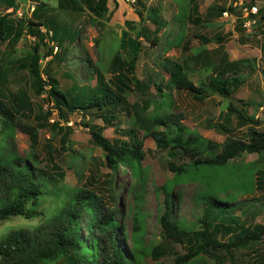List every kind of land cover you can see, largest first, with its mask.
<instances>
[{
  "label": "rangeland",
  "instance_id": "374dc122",
  "mask_svg": "<svg viewBox=\"0 0 264 264\" xmlns=\"http://www.w3.org/2000/svg\"><path fill=\"white\" fill-rule=\"evenodd\" d=\"M57 1L15 0L13 7H7L0 0V37L4 38L3 41L0 40V98L9 106H14L16 96L21 101V98L27 100L29 104L15 115L14 130H3L0 121V145L12 144L14 152L25 157L30 151L27 130L40 123L38 119L46 110L51 109L47 122L38 129L36 154L39 163L34 164V169L46 170L48 177H51L50 181L55 182L61 198L56 202L53 197H44L38 209L41 214L33 220L12 217L1 221L0 241L11 231L35 228L53 216L74 192L85 189L96 193L110 209L116 211V219L122 227L121 234L118 233L117 236L118 241L125 249L130 248L133 193L141 183L140 179H143L144 243L146 246L160 247L162 255L159 264H172L175 254L184 255L193 240L164 243L157 221V207L160 205L164 209L165 191L173 192V217L195 229L196 219L202 217V204L195 197L200 192H205L206 188L223 203L228 201L242 204L250 199L264 198V190L254 188L252 191L250 179L247 178L256 165L260 168L257 163L253 164L254 167L247 165L258 157L256 154H244L231 161L222 171L203 166V181L179 178L171 189L169 185L165 188V182L172 181L168 164L179 166L187 164L189 160L179 150H158L150 138L144 139L143 133L136 127L130 108L138 103L146 108L148 115L163 116L181 112L184 114L183 124L186 127L220 144L226 140V135L209 128L208 123L213 121L225 124L226 108L232 104L246 109L247 114L254 116V119L262 120L256 128L263 131L264 22H259V11L264 10V0H255L254 5L259 14L250 15L248 19L241 11L249 5L250 0H107L108 12L101 19L93 17L87 6L82 12H76L59 9ZM40 5H45L39 8L41 21H53L59 30L53 39L50 31L39 28L42 34L46 33L44 45L41 46L39 66L43 69L50 58H53L48 65L49 72L63 91L74 88L79 91L78 94H92L98 84L95 72L100 71L104 73L105 79H109L107 71L112 57L120 53L126 58L127 50L120 49L122 33L133 38L138 32H142L143 37L139 40L141 51L134 72L143 89L133 90L113 111L116 118L110 125L97 118L94 111H77L60 118L46 95L35 94L32 77L20 64V59L38 43L35 37L29 35L27 25L29 20L33 21V11ZM229 7H235L236 12H227L224 16L217 10ZM153 8L159 10L157 24L146 17V10ZM208 9L215 11L210 18L207 16ZM138 12L143 14L141 21ZM195 18H199L201 22L194 25L192 20ZM250 20H254L255 24L252 29H247L245 24ZM130 22L134 24V28L129 29L130 26L126 25ZM180 29L184 31L183 34H180ZM196 34H202L212 42L203 45L193 38ZM155 37L156 44L152 45L151 40ZM218 37L222 38L221 41H216ZM47 48L52 49V57L43 55ZM164 58L180 62L189 80L196 86L206 84L208 78L215 73H222L228 78L235 75L239 85L231 87V96L227 99L209 94L204 101L196 102L187 93L175 90L166 91L164 97H161L154 84L166 80L161 70ZM224 59L226 62L236 63V74L233 75L224 68ZM246 103L251 106L244 108ZM229 119V128L233 129L229 137L243 139L246 127H238V121L234 117ZM56 122L58 126L54 127ZM84 123L102 127L103 135L114 143L126 142L133 132L142 142L145 160L140 167L119 166L114 171L107 169L104 153L92 142ZM231 164L238 169H233ZM259 164L264 165L262 162ZM236 215L247 226L264 224V204L251 206ZM85 224L84 221L82 230L84 236L88 237ZM226 240V237L221 238V241ZM144 262L158 264L148 255ZM190 264H264V237L244 250H235L230 254L221 252L203 255Z\"/></svg>",
  "mask_w": 264,
  "mask_h": 264
},
{
  "label": "trees",
  "instance_id": "16d2710c",
  "mask_svg": "<svg viewBox=\"0 0 264 264\" xmlns=\"http://www.w3.org/2000/svg\"><path fill=\"white\" fill-rule=\"evenodd\" d=\"M3 1L7 7H13L12 4L15 2V0ZM57 2L59 9L76 12H82L87 6L90 14L98 19L103 18L108 12L107 0H58ZM254 2L255 0H250L247 7L254 5ZM43 6L45 7V5H40L33 11L32 20L34 22L29 20L27 25L29 35L35 37L38 43L20 59V64L32 77L35 94L37 96L46 95L60 118H63L64 114L77 111L83 113L94 111L97 118L102 119L106 125H110L116 118L113 111L133 90L143 89L134 72L141 51L139 40L143 37L142 32H138L133 38L122 33L120 49L127 50L126 58H123L120 53L112 57L107 71L109 79H105L104 73L95 72V81L98 84L92 94L89 92L86 95L78 94L79 91L74 88L63 91L59 89L57 81L49 72L48 65L53 58H50V62L43 69L39 66L41 46L44 45L46 37V33L42 34L39 28L43 27L46 31H50L53 39L59 30L53 21L48 23L41 21L39 8ZM217 10L221 14L236 12L235 7H229L226 10L217 8ZM214 12L213 9H208L207 16L210 18ZM259 12L261 14L259 22L263 23L264 10ZM137 15L140 21L144 18L141 12ZM146 17L157 24V19L160 17L159 10L147 9ZM200 22L199 18L192 20L194 25ZM126 25L130 26L129 29L134 28L132 22ZM181 33L183 34L184 31L180 29ZM193 38L203 45L212 42L202 34H196ZM155 39L156 37L151 40L152 45L156 44ZM221 39L218 37L216 41H221ZM0 40H4L3 36ZM43 55L52 57V49L47 48ZM223 64L224 68L231 71L233 75L238 71L234 62H226L224 59ZM161 70L166 80L154 84L161 97H164V92L175 90L187 93L196 102L204 101L209 94H217L227 99L231 96V87L239 85L235 75L233 78H228L222 73H215L208 78L206 84L196 86L189 80L184 66L171 58L162 60ZM14 98V106H9L4 99L0 98V121L5 131L14 130L15 115L18 110L29 106L27 100L21 98L23 100L21 101L17 96ZM243 106L248 108L251 104L246 103ZM130 110L136 127L139 132L143 133L144 139L150 138L158 150H179L189 160L187 164L179 166L173 163L168 164V170L172 173V181L165 182V188L169 185L171 189L176 184L175 180L179 178L195 179L201 182L204 167L222 171L231 161L242 155L256 154L257 160L247 165L253 166L257 163L260 168L256 165L255 170L249 172L247 178L250 179L252 191L254 188L264 190V165L259 164L260 162L264 164V130L256 128L262 120L259 121L254 119V116L248 115L246 109L229 104L224 118L226 125L213 121L208 123L209 128L226 135V140L220 144L186 127L183 124L184 114L181 112L163 116L148 115L146 108L138 103H134ZM50 115L51 109L46 110L44 115L38 119L40 123H36L27 130L30 151L25 157L18 156L12 144L0 145V222L12 217L33 220L41 214L38 209L44 197H53L52 199L56 202L61 200L55 188L56 184L50 181L51 177H48L46 170L34 169V164L39 163L36 154L38 129L44 126ZM230 117L237 119L238 127H246L243 139L229 137L233 130L229 128ZM53 125L57 127L58 123ZM83 125L88 129L92 142L104 153L107 169L114 171L119 166L140 167L145 160L142 142L133 132L126 142L114 143L103 135L102 127L88 123ZM231 166L235 170L238 169L235 165L231 164ZM243 176H241L242 179L246 177ZM140 181L141 183L133 193V229L130 248L125 249L118 241L117 236L118 233L121 234L122 227L116 219V211L110 209L96 193L80 189L69 196L53 216L35 228L9 232L0 241V264H146L144 262L146 255L154 263L159 264L162 255L160 247L146 246L144 243L145 216L142 213V195L145 183L142 182L143 179ZM210 192L206 188L205 192H200V195L195 197L202 204V217L196 219L194 229L173 217V192L165 191L164 209L162 210L160 205L157 207V221L164 243H184L188 239L193 240L184 255L175 254L172 264H190L197 258L208 254L221 252L230 254L235 250H244L251 243H258L263 239L264 224L247 226L236 213L244 212L245 209L254 205L264 204V198L250 199L247 201L250 204L228 201L223 203L216 198V194ZM84 221L88 237L83 234ZM225 237L227 240L221 241V238Z\"/></svg>",
  "mask_w": 264,
  "mask_h": 264
},
{
  "label": "built area",
  "instance_id": "2783aa9c",
  "mask_svg": "<svg viewBox=\"0 0 264 264\" xmlns=\"http://www.w3.org/2000/svg\"><path fill=\"white\" fill-rule=\"evenodd\" d=\"M242 13H243L245 16H247V19H248L250 15H257L258 10H257V8H256V5H252L251 7H245V8L242 10ZM226 15H227V13H224V16H226ZM251 19H253V18L251 17ZM254 24H255V21L253 20V21L251 22V20H250V21H248V22L245 24V26L247 27V29H252L253 26H254ZM251 32H253V30H252Z\"/></svg>",
  "mask_w": 264,
  "mask_h": 264
},
{
  "label": "crops",
  "instance_id": "0c3cea01",
  "mask_svg": "<svg viewBox=\"0 0 264 264\" xmlns=\"http://www.w3.org/2000/svg\"><path fill=\"white\" fill-rule=\"evenodd\" d=\"M2 1V0H1ZM6 4V3H5ZM13 5V4H12Z\"/></svg>",
  "mask_w": 264,
  "mask_h": 264
}]
</instances>
